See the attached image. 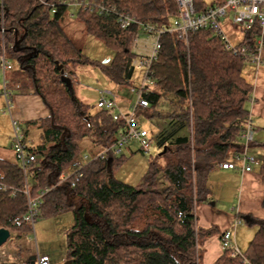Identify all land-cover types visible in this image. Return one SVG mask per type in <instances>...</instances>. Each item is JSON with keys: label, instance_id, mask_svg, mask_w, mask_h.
<instances>
[{"label": "trees", "instance_id": "obj_1", "mask_svg": "<svg viewBox=\"0 0 264 264\" xmlns=\"http://www.w3.org/2000/svg\"><path fill=\"white\" fill-rule=\"evenodd\" d=\"M61 1L0 0V55L14 65L12 83L19 94L38 96L49 110L48 117L27 124L39 128L43 139L30 150L37 157L30 170L34 198L56 185L79 160L83 140L102 150L115 143L123 128L108 112L92 113L89 104L72 95L62 70L73 87L76 69L99 67L120 91L133 87V62L139 57V25L123 27L114 13L101 15L96 10L81 11L75 18L82 21L86 35L113 52V58L101 64L87 57L62 26L69 10ZM223 2L208 5L195 0V6L204 12ZM99 3L158 27L178 15L176 0ZM258 36L257 28L244 31L240 45L254 51ZM161 44L151 67L152 85L144 95L149 106L140 116L164 122L157 138L165 150L160 155L165 166L151 162L142 183L132 186L115 177L127 159L124 153L98 159L85 166L78 180L73 178L42 198L39 219L69 211L75 215L68 232V261L73 264H202L205 244L220 234L215 226H198L196 209L210 201L211 174L242 152L240 137L255 102V85L243 76L245 59L234 57L211 30L190 34L188 44L179 35H165ZM162 104L169 107L167 114L159 112ZM255 146L263 152L259 160L264 185V139ZM25 187L17 160L0 158V229L16 233L15 239L31 232L25 221ZM247 224L256 226L257 232L245 258L249 264H264V219L250 217ZM214 264L243 263L225 251Z\"/></svg>", "mask_w": 264, "mask_h": 264}, {"label": "built area", "instance_id": "obj_2", "mask_svg": "<svg viewBox=\"0 0 264 264\" xmlns=\"http://www.w3.org/2000/svg\"><path fill=\"white\" fill-rule=\"evenodd\" d=\"M100 0H62L60 5L68 7V14L74 18L79 12L98 11L99 14L117 15L118 23L123 27L130 24H138L141 32L151 36L154 40L150 53L147 56L138 57L133 65L142 67L145 70V77L141 87H131L130 94L134 97V102L130 105L128 113L122 112L117 105V97L110 90H99L97 108L106 111L114 121L122 122L123 128L118 133L114 144L100 150L95 155L82 156L65 172L60 181L41 192L38 197H31L30 194V170L37 163L36 155L31 152V148L25 142V133L19 122L12 121L13 126V144L12 148L15 153L17 162L20 164L25 177L24 194L27 197V213L25 221L31 227V233L36 232V224L39 220L42 198L51 190L63 186L71 179L78 180L82 177V171L89 163L95 160H106L112 156H120L132 142L139 145L141 153L147 155L151 151L152 139L150 133L145 129L140 120V113L149 106L148 101L144 98L145 93L152 85L150 79L151 67L158 60L162 48L161 39L165 35H179L187 44L188 37L192 33L201 30H211L215 37L225 45L226 49L234 57H241L246 62H253L257 67L264 65V0H224L222 5L210 7L204 12H198L195 6V0H176L178 6V15L171 22L163 27L155 24H143L138 22L134 17L125 13H120L116 8H107L99 3ZM56 5H52V13H55ZM229 16V21L236 29L251 31L254 28L259 30L256 48L251 50L244 45H234L228 39L222 22ZM14 69V65L9 61L5 54L0 55V78L3 81V90L0 93L6 102L7 111L12 109V92L8 89L6 75ZM65 76H68L65 74ZM257 131L255 129L252 116H249L245 131L241 135L242 152L235 156L232 161L223 162L219 165L220 169L239 171L242 174L249 173L255 166L260 165V160L251 153V145L256 140ZM74 186V182L72 184ZM16 192L13 193L15 195ZM240 224V221L237 222ZM221 252L230 251L232 257H240L243 264H249L245 255L241 254L234 236L231 232H225L220 237ZM5 251H0V259L5 258ZM35 264H51L49 256H35Z\"/></svg>", "mask_w": 264, "mask_h": 264}, {"label": "rangeland", "instance_id": "obj_3", "mask_svg": "<svg viewBox=\"0 0 264 264\" xmlns=\"http://www.w3.org/2000/svg\"><path fill=\"white\" fill-rule=\"evenodd\" d=\"M203 1L206 4L211 5L213 0ZM228 21L229 16L222 22V27L230 42L235 45L244 37V31L238 28L234 29L232 26L231 30H229L227 25L230 21ZM61 23L70 39L78 47L82 48L84 54L87 57L102 64L111 55H113V52L102 42L92 36L86 35L81 20L72 18L69 16V14H67ZM153 42L154 40L151 36H147L143 32L140 33L138 48L143 54H145L143 56H147L149 54L148 47H146V45L148 44V46L150 45L152 47ZM139 56H142V54ZM243 76L251 84H254L257 80V85L264 88V65L258 68L253 62H245ZM144 77L145 70L142 67H139L137 64L132 81L133 87H141ZM74 78L77 80V83H73V91L75 95L78 98H81L84 103H87L91 106L92 113L100 111L96 106L97 99L99 97V90L110 88L114 91H117L99 67H79L75 71ZM117 92L119 95L117 104L119 106L124 102H134V97L130 95L129 89H122ZM168 111L169 107L165 104H162L159 108V112L161 113L167 114ZM253 119L254 125L260 129L256 139L263 140L264 125H261L262 123L256 118ZM140 120L142 126L150 133V138L152 139L151 151L149 154L145 155L140 152L139 145L135 142H132L124 151L127 159L115 173V177L118 180L132 186H138L142 183L143 179L149 172L151 162H157L161 167L165 166V160L160 156L163 152V149L159 146L157 138L160 130L165 127L164 122L157 118L150 121L144 116H140ZM32 139L36 140V144H40L41 140L38 130H33L31 132L30 140L27 142L29 148L35 147V145L31 144ZM81 149L82 156L90 155L91 147L89 146L88 139H85L81 142ZM262 154L263 152L260 150L259 153L255 154V156L260 159ZM220 171L221 170L216 169L210 176V201L209 203L202 204V206L204 205L203 207H208V213L205 214L206 218H208L212 224L219 229L221 234L225 232H231L234 236L236 232L238 233V230L240 232V230L243 229L249 233H252V241L257 232V227L250 226L246 223L243 217H239L238 215L239 209L242 205L243 193V181L241 176L236 174V172H229L228 174L232 175V177L228 178L223 174L222 171ZM158 179L159 181H163L162 174H159ZM200 209L201 205L198 207V211H196L197 217L199 216L200 218L198 224L199 227H201V219L205 217V215L200 212ZM238 221H240V224H237ZM74 224L75 215L72 211H69L56 218L39 219L36 224L35 234L30 232V234L25 236L23 239H15L17 234L11 233V240L7 242L2 248L7 254L3 263L26 264L30 257L40 255L49 256L51 258V264H67L68 232L74 226ZM240 237H242L244 241H247L245 235ZM237 247L241 254L245 255V251L247 249L243 251L244 249H242V246H239V244ZM202 264H205L204 259L202 260Z\"/></svg>", "mask_w": 264, "mask_h": 264}, {"label": "crops", "instance_id": "obj_4", "mask_svg": "<svg viewBox=\"0 0 264 264\" xmlns=\"http://www.w3.org/2000/svg\"><path fill=\"white\" fill-rule=\"evenodd\" d=\"M223 1L224 0H213L212 4H214L215 2L217 3V2H223ZM229 24H230V22H229ZM229 24L227 26H228L229 30H231L232 25L231 24L229 25ZM234 29H236V28L234 27ZM138 40H139V37H138ZM138 40H137L136 53L138 55L142 54V56H143L145 54H143L140 51V49L138 48V46H139ZM243 40H244V37L241 40H239V42H237V44H235V45L241 44L243 42ZM146 47H148V53H150L152 47L150 45L148 46V44L146 45ZM139 57H141V56H139ZM112 58H113V55H111L107 60L111 61ZM107 60H105V61H107ZM12 71L8 72L6 75L8 89L12 92V109L10 112L7 111V109H6V102H5L4 97L0 95V158L5 159V160H9V161H15L16 160L15 153H14L13 148H12L13 135H14L12 121L16 120L17 122H19L21 128L23 129V131L25 133L26 144L30 140L31 132L33 130H38L39 135H40V140H41L40 144H42L43 143L42 131L37 127L27 126V124L32 122V121L44 119V118L49 116V110L46 108V106L44 105V103L42 102V100L38 96L19 94V88L16 87L12 83V79H11V76L13 73ZM0 79H1L0 80V93H1L3 90V81H2V78H0ZM74 82L77 83L76 78H73V83ZM254 85H255V91H254L255 102L249 107V110L251 112L253 123H254L253 118H256L259 122L262 123L261 125H264V88L259 87L257 85V80L255 81ZM104 90L112 91L118 99L119 95H118L117 91H114L110 88L104 89ZM79 99L82 100L81 98H79ZM97 101H98V99H97ZM130 102H124L120 106L118 104L117 105L122 112L127 113L130 110V105L132 103V102L131 103ZM255 128H256V130L259 129L256 126H255ZM257 135H258V130H257L256 136ZM35 141H36L35 139H32L31 144L35 145V147L39 146L40 144L39 145L36 144ZM255 141L256 142H254L251 145V153L254 155L256 153H259V151H260V149L257 148L255 145H258V143H260L263 140H257L256 139ZM88 142H89V146L91 147L90 155L97 154L100 151V148L94 147L92 142L89 139H88ZM217 169L221 170L223 172V174L228 178L232 177V175L228 174L229 172H236V174L241 176V179L243 181V186H242L243 193H242V205H241V208L239 209V212H238L239 217H243V218L249 217V221H250V217H255L258 219H264V209L262 207V199L264 197V185L262 183L261 176H260V165L255 166L251 172L244 173V174H242L239 171L223 170V169H220L219 167ZM209 188H210V183H209ZM203 206L201 205L200 212L203 215H205L208 213V207H203ZM198 207H197L196 211H198ZM199 221H200V218L198 216V224H199ZM201 221L202 222L200 223V225L203 228H210L211 226H214L212 224V222L208 218H206V215L204 218L201 219ZM247 222L248 221H246V223ZM219 235L221 237L222 234L220 233ZM219 235L211 238L205 244L206 252H205V255L203 258L205 261V264H214L215 261L222 255V252L220 250V244H219L220 243ZM242 235L246 236L247 241L246 240L244 241V239H242V237H240ZM251 237H252V233H249L248 231L243 230V229H241L240 232L238 230V233L236 232V234L234 235V239H235L236 244L237 245L239 244V246L241 245L242 249H244L243 251H245L248 248V246L250 245V243L252 242ZM249 241H251V242H249ZM2 248L0 249V251H5ZM6 255H5V258H6ZM31 258L32 257L29 258L30 262L27 264L32 263ZM4 259L1 260V263H3Z\"/></svg>", "mask_w": 264, "mask_h": 264}, {"label": "water", "instance_id": "obj_5", "mask_svg": "<svg viewBox=\"0 0 264 264\" xmlns=\"http://www.w3.org/2000/svg\"><path fill=\"white\" fill-rule=\"evenodd\" d=\"M110 60L104 61L103 64H108ZM59 69H62V65L59 66ZM62 80L67 84V86L69 87L72 95L74 94L73 91V87H72V80L68 77L65 76L64 71L62 70ZM165 152V150L163 151V153ZM162 153V154H163ZM111 161V159L109 160ZM214 205V204H213ZM246 221H249V217H244ZM11 240V232L8 229H0V249ZM35 258V257H34ZM33 257L31 258V264H35V259ZM0 263H1V259H0ZM67 264H73L71 261H68Z\"/></svg>", "mask_w": 264, "mask_h": 264}, {"label": "flooded vegetation", "instance_id": "obj_6", "mask_svg": "<svg viewBox=\"0 0 264 264\" xmlns=\"http://www.w3.org/2000/svg\"><path fill=\"white\" fill-rule=\"evenodd\" d=\"M33 258H34V256H33ZM35 259V258H34Z\"/></svg>", "mask_w": 264, "mask_h": 264}]
</instances>
